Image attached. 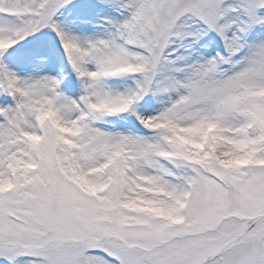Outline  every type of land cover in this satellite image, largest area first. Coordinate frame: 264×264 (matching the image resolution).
<instances>
[{
    "label": "snow or ice",
    "instance_id": "1",
    "mask_svg": "<svg viewBox=\"0 0 264 264\" xmlns=\"http://www.w3.org/2000/svg\"><path fill=\"white\" fill-rule=\"evenodd\" d=\"M0 264H264V0H0Z\"/></svg>",
    "mask_w": 264,
    "mask_h": 264
}]
</instances>
